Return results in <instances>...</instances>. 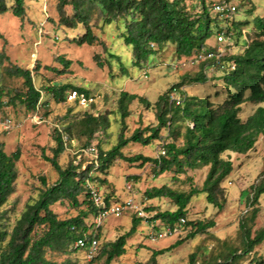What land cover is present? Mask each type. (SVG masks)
Returning a JSON list of instances; mask_svg holds the SVG:
<instances>
[{"label": "trees", "instance_id": "obj_1", "mask_svg": "<svg viewBox=\"0 0 264 264\" xmlns=\"http://www.w3.org/2000/svg\"><path fill=\"white\" fill-rule=\"evenodd\" d=\"M26 1L0 0V14L11 11L13 15L24 20L28 10ZM66 7H70L72 12L66 13ZM255 7L252 3L251 9L243 17L245 19L237 20L234 16L228 20L230 21L228 29L233 31L238 39L240 38L242 48L237 52L226 53L221 58V67L218 71L228 91L227 97L222 102L215 103L209 97L182 94V103L176 105L171 101V95L174 91L179 93L178 90L184 83L173 85L169 90L161 93L154 103L136 93L121 91L116 101L115 113L119 116V123L122 126L116 136V143L108 149L102 148L104 141L100 137L101 134L103 137L108 136L105 126L106 117L86 111L79 114L74 112L73 108L66 109L61 119H58L61 125L52 124L57 145L52 150L53 155L46 157L58 172L59 178L53 185L43 188L38 197L26 203L11 230L1 222L4 216L0 215V264H78L70 260L58 263L47 258V253L68 255L78 252L74 242L86 233L89 228L86 219L93 213L91 209L96 210L89 199L86 180L91 181V178H96L92 175V170L104 172L119 159L131 163H149L156 176L169 172L172 174L173 182L190 170L208 169L202 187L195 186L189 192L178 191L168 184L148 189L145 194L149 199L167 197L177 206L175 211L159 212L156 219H167L171 223L179 221L181 217H185L186 207L193 196L198 194H205L209 203L223 208L224 200L220 199L219 195H223L226 189L222 183L234 169L230 154H245L254 149L261 137L264 138V16L256 14L257 7ZM210 9L213 10V4L211 7L204 4L202 12L196 14L187 6L186 0H59L58 2L59 23L73 28L82 24L86 30L75 40L77 45H93L99 41L94 26L118 24L121 30L119 39L131 49L133 65L138 68L147 67L151 59L169 45L174 47L179 58H189L203 49H213L207 42L213 35L211 25L219 26L222 19H219L218 14H216L218 17L212 19ZM239 11L240 6L236 14ZM203 19L207 21L205 29ZM221 30L222 28L219 29ZM1 41L5 42V37L0 32L1 110L19 105L26 113H35L40 105L44 108L51 106L52 103L48 100L42 101L45 100L42 99L45 90L58 105L68 100L67 88H74L91 95L82 87L59 82H51L47 86L37 88L32 70L13 64ZM151 43L156 47H151ZM102 44L106 47L105 43ZM109 56L118 59L122 69L125 70L120 55L109 51ZM68 64L69 61H66L65 66ZM41 67V64L37 63L33 71L38 73ZM200 67L201 70L195 77L185 76L190 84H204L209 80L205 73L206 63L200 64ZM43 68L55 70L49 65ZM14 77L23 80V88H11L8 81ZM136 99L146 107L152 108L158 124L145 129H136L132 136L125 137L124 128L127 126L125 119L131 115L129 106ZM69 102L78 105L76 101ZM245 103H252L256 107L246 119H242L240 113ZM8 118L14 119L13 117L6 119ZM164 128L167 129L166 135L161 134ZM96 139H98L97 145ZM75 140L84 142L77 152L92 145H96L98 150V166L92 160L93 169L89 170L87 176L85 172L78 173V166L73 162L65 168L58 162V156L66 150L70 151ZM155 140L163 142L161 144L163 149L160 151H165L164 154L160 152L158 157L146 156L142 153L129 157L123 151L130 142L149 145ZM4 146V143L0 142V211L15 192L19 174L17 162L21 155L20 149L7 153ZM42 181L46 184L44 178ZM253 191L251 204H255L259 196L264 193V184L254 185ZM103 193L110 202L120 201L110 200L109 196ZM80 195H84L83 202L88 204L87 211L81 210L73 217L60 218L51 208L52 204L61 202L62 199L80 206L83 203L79 199ZM257 213L258 209L254 208L249 220H254ZM138 217L137 215L133 219L128 235L103 245L96 259L105 257V263L112 264V260L126 254V238L135 232L139 222ZM193 225L196 226L194 231ZM214 225V221L194 223L187 220L186 222V227H190V236L204 232ZM239 228L242 247L230 249L227 254H218L215 261L213 259L203 264H241L257 246L264 242V227L258 229L252 236L251 226L241 219ZM169 248L155 250L148 262H140V264H157V256L165 253ZM254 261L263 264L261 258H256ZM188 264H198L196 252L190 254Z\"/></svg>", "mask_w": 264, "mask_h": 264}, {"label": "rangeland", "instance_id": "obj_2", "mask_svg": "<svg viewBox=\"0 0 264 264\" xmlns=\"http://www.w3.org/2000/svg\"><path fill=\"white\" fill-rule=\"evenodd\" d=\"M58 2L59 0H40L37 2L27 0L28 10L24 20L13 15L11 11L0 14V32L5 37V42L1 41V43H4L6 53L13 64L32 70L37 88L40 89L51 84V82L79 86L95 96V102L90 108H82L68 100L58 105L45 90L43 91L44 98L42 97L45 100L42 101L48 100L52 104L46 108L40 105L35 113H26L25 109L19 105L15 108L9 107L8 110L5 108L0 109V140L6 144L4 150L7 153H12L20 149L21 153L17 162L19 174L15 192L0 211V215L4 216L1 222L7 226L8 230L12 229L14 221L24 209L26 203L38 197L43 188L53 185L59 178L58 172L51 162L46 160V157L53 155L52 150L57 145L53 136L54 127L52 124L59 123L61 125L58 119H61L67 108H73L74 112L79 114L86 111L106 117L107 123L105 126H107L108 136L106 135V138L101 134L100 137L104 141L101 145L102 148L108 149L116 143V136L122 126L119 123V116L115 113L116 101L121 91L136 93L147 98L151 103H154L161 93L180 83H184L181 89L178 90L179 93L176 92L180 97L182 94H187L209 97L213 102H221L228 94L218 69L205 70L209 79L206 83L190 84L185 76L195 77L201 70L200 64L192 65L188 60H184V57H177L172 45L160 50L159 54L151 59L147 67H136L132 62L131 49L125 45L122 39H119L121 30L116 23L101 27L94 26L93 29L95 34L98 35L99 41L93 45H77L75 40L84 34L86 30L82 24H78L75 28L61 25L59 23ZM215 2L216 0H186L187 6L196 14L202 12L204 4L211 7ZM252 3L257 7L255 13L264 16V0H239L240 11L235 15V18L237 20L245 19L243 17L251 9ZM10 4L11 2H9ZM65 11L68 14L72 12L70 7H66ZM210 16L212 19L218 17L211 9ZM219 19L222 18L219 16ZM206 25L207 21L203 19L204 29ZM229 25L230 21L226 19H222L219 26L211 25L213 35L207 41L209 47L219 46L217 33L220 28L227 30ZM121 27L123 28L122 25ZM102 43H105L106 47ZM220 45L225 50H229L227 53L237 52L242 48L240 38L238 39L234 33L230 48L227 46V40L221 42ZM109 51L120 55L125 70L122 69L118 59L109 56ZM66 61H69L68 66H65ZM37 63L42 66L38 73L33 71ZM45 65L52 66L55 70H46L43 68ZM8 83L11 88H23L21 78H11ZM73 89L67 88L66 95ZM129 107L131 115L125 119L127 125L124 128L125 137L132 136L136 129H145L148 126L158 124L152 108L146 107L137 99ZM255 107L252 103L243 104L240 113L241 118L246 119ZM36 116L40 119L37 120ZM7 117H13V121L22 125L7 128ZM16 129L21 131H16ZM161 134L166 135L167 129H162ZM97 140L95 141L96 145ZM162 143L161 140H155L149 145L130 142L123 148V151L129 157L139 153L154 155ZM83 144V141L75 140L70 151L66 150L58 156V162L64 168L73 162L74 165L78 166L77 172H85L87 176L89 170L93 169V164L90 155H78L77 150ZM230 157L234 169L222 183V186L226 189L224 194L219 195L220 199L223 198L222 200H224L223 208H218L209 203L205 194L193 196L186 207L185 218L188 221L194 223L214 221L215 225L207 228L204 232L196 233L194 236H190V227H187L182 234L183 237L182 235L181 238L169 237L160 239L158 242L151 241L148 237L146 226L148 221L146 220L155 218L160 211L154 213L153 216H147L149 218H144L146 217L145 213L150 215L151 212L139 206L141 205L139 202L142 203L144 200L145 191L152 186L164 185L165 183L178 191L189 192L195 186L202 187L208 169L190 170L173 182L171 174L162 178V180H157L149 165L145 169V173L137 176L138 180L141 178L137 186H134V183L130 186L126 183L127 175L134 172L140 173V171H136L139 167L130 166L129 163L131 162L119 159L110 168L107 175L108 179L115 188L117 199L123 201L134 195L137 206L144 211V216L140 217H143L146 222L140 223L143 225L137 227L135 232L126 238V254L112 260V264L148 262L153 251L168 247H170L169 250L157 256V264H188L189 256L193 252L197 253V263L203 264V262L212 261L213 259L215 261L218 254H227L230 249L241 248V231L239 228L241 219H244L251 226L252 236L255 235L258 229L264 227V193L259 196L255 204H251L254 196L253 186L264 184V138L261 137L258 140L253 150L245 154L231 153ZM96 171L92 170V175H96ZM128 177L130 179L134 176ZM42 178L46 180V184H43ZM91 181H95L99 186H102L97 178H91ZM134 181L136 179L132 180V182ZM133 188L141 195L137 196ZM105 189H110V187ZM103 192L110 194L111 191L108 193ZM79 199L83 202L84 195H80ZM153 203L155 204L154 207L177 209L175 202L173 200L170 202L166 197L156 198ZM51 208L58 213L60 218H69L77 215L81 210L87 211L89 207L84 202L80 206H75L69 200L62 199L61 202L52 204ZM254 208L258 209L257 216L254 220H249ZM136 216L137 212L131 211L120 217L110 216L105 219L102 228L106 226L108 221L107 226L103 231L101 230L99 236L101 247L107 242L116 241L123 235L127 236ZM159 226H161V222H159ZM193 227L194 231L196 226L193 225ZM180 240H183L182 243L177 246L173 245V243L175 244ZM47 258L58 263L70 260L78 264H84L85 259L81 250L68 255L48 252ZM256 258H261L264 264V242L257 246L255 251L249 254L241 264H257L254 261ZM90 264H106L105 257H98Z\"/></svg>", "mask_w": 264, "mask_h": 264}, {"label": "built area", "instance_id": "obj_3", "mask_svg": "<svg viewBox=\"0 0 264 264\" xmlns=\"http://www.w3.org/2000/svg\"><path fill=\"white\" fill-rule=\"evenodd\" d=\"M238 6L239 0H216L213 4V11L222 19L230 20L237 13ZM224 40H227V46L230 48V45H232L233 42V31H230L229 29H222L217 33V42L219 43L218 47L215 46L213 49L209 50L203 49L196 52L191 57L185 58L184 60H188V62L192 65L206 63V70L219 69V67H221V58L229 51L225 50V48L220 45ZM151 47H156V45L151 43ZM67 99L69 101H76L82 108H88L95 102V96L87 95L77 89L69 91ZM171 101L176 103V105H180L182 103V99L179 95H177L176 91L172 93ZM36 118L37 120L40 119L37 116ZM6 122L7 128L22 125L21 123L17 124L11 118L7 119ZM82 153L91 155L92 160L98 166V150L96 145L81 149L78 155H83ZM164 153L165 151L162 150L161 154ZM86 186L90 194L89 199L93 202L96 210L92 213L91 219H86V224L89 225V228L86 233L75 240L74 247L84 253V264H90L100 253L101 243L99 236L105 219L110 216L120 217L130 211L137 212V215L140 217L144 216V211L137 206L133 195L123 201L120 200L110 202L106 199L104 193L99 190L93 182L90 181V179L86 180ZM128 188L130 189V187ZM186 222L187 219L185 217H181L179 221L166 224L161 231L151 234V236L153 239H162L174 235L181 236L184 230L187 229Z\"/></svg>", "mask_w": 264, "mask_h": 264}, {"label": "crops", "instance_id": "obj_4", "mask_svg": "<svg viewBox=\"0 0 264 264\" xmlns=\"http://www.w3.org/2000/svg\"><path fill=\"white\" fill-rule=\"evenodd\" d=\"M228 95V94H227ZM223 101V100H222ZM221 101V102H222ZM219 102V101H218ZM218 102H216L215 101V103H218ZM18 128H21V127H18ZM16 131H21V130H17L16 129ZM10 133V132H9ZM16 138H18V137H16ZM0 142H3L4 143V145H6L5 144V142L4 141H2V140H0ZM18 144H20V143H18ZM162 146V145H161ZM161 149H163V148H158L156 151H155V154L154 155H146V156H151V157H158V155L160 154V150ZM235 154H237V153H235ZM128 156V155H127ZM118 161V160H117ZM116 161V162H117ZM115 162V163H116ZM114 163V164H115ZM113 164V165H114ZM112 165V166H113ZM129 165L130 166H136V167H139V169H136V171H140V173H138V172H134V173H130L129 175H127V178H126V183L128 184V185H130L131 186V184L132 183H134L135 185L134 186H137V183L139 182V180H141V178L138 180L137 178V176H140V175H142L143 173H145V169L147 168V166H149L150 165V169H152V165L151 164H149V163H146V164H140V162H133V163H129ZM112 166L110 167V168H112ZM110 168H108V169H106L104 172H101V171H96L97 173H96V175H94V176H96V178L100 181V183H102L101 185L102 186H99L98 185V183L97 182H93V184L99 189V190H101L102 192L103 191H106L107 193L109 192V191H111L110 192V194H107L108 196H109V199L110 200H117V193H115V188L113 187V185H112V183H111V181L108 179V174H109V170H110ZM194 170H196V169H194ZM94 173V172H93ZM171 173H169V172H165V173H163V174H159V175H157L156 176V179L158 180H162V178H164V177H166L167 175H170ZM172 175V174H171ZM128 176H134V177H131L130 179H128L129 177ZM230 176V175H229ZM134 179H136V181H134V182H132V180H134ZM231 183V182H230ZM165 184V183H164ZM160 186H162V185H159V186H152V187H160ZM106 187H110V189H105ZM151 187V188H152ZM114 190V191H113ZM148 190V189H147ZM146 190V191H147ZM133 191L136 193V195L138 196L139 194H140V192H138L135 188H133ZM145 191V192H146ZM141 195V194H140ZM134 196V195H133ZM167 198V197H166ZM126 199H128V198H126ZM156 198H152V199H149L147 196H146V194L144 193V200L142 201V203L141 202H139L141 205H139L141 208H144V210H147V211H151L150 212V215H147V213H145L146 214V217H144V218H149V217H147V216H153V214L154 213H157L158 211H160V212H163L164 210L165 211H175V210H172V209H162V208H160V207H154L155 206V204L153 203L154 202V200H155ZM159 199V198H158ZM161 200H163V199H161ZM168 200H170V202L172 201L171 199H169L168 198ZM91 211H93V213L95 212V209L93 208V210L91 209ZM131 212V211H130ZM126 215V214H125ZM90 219L92 218V213H91V215H90V217H89ZM134 218H136V217H134ZM138 225H137V227H141L142 225L140 224V223H143V221H145V220H143V217H138ZM146 221H148V222H146ZM145 222L147 223V228H148V230H147V233H148V237H150V240L151 241H156V242H158V240H160V239H153L152 238V236H151V234H154V233H157L158 231H161V229H163L164 228V226L166 225V224H168V223H171L170 221H168L167 219H161V218H159V219H156V218H154L153 217V219H150V220H146ZM108 222V221H107ZM107 222H106V226H107ZM159 222H161V226H159ZM141 225V226H140ZM106 226L104 227V228H106ZM136 227V228H137ZM104 228H102V231H103V229ZM138 234V233H137ZM150 235V236H149ZM169 237H174V238H181L180 236L178 237L177 235H175V236H169ZM169 237H165V238H169ZM182 237H183V235H182ZM162 239H164V238H162ZM178 242V241H177ZM177 242H175V244L173 243V245L174 246H177V245H179V244H176ZM107 243H109V242H107ZM126 247V246H125ZM163 247H165V246H163ZM127 248V247H126ZM162 249H166V248H162ZM158 250V249H157ZM160 250V249H159ZM154 252V251H153ZM153 252H152V254H153ZM164 254V253H163Z\"/></svg>", "mask_w": 264, "mask_h": 264}]
</instances>
